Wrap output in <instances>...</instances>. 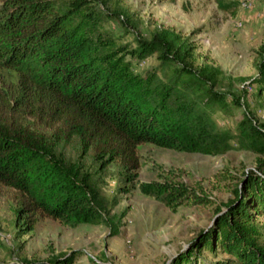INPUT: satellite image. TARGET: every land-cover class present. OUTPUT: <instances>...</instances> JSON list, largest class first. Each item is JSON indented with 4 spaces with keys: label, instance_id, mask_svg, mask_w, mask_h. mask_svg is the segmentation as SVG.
I'll list each match as a JSON object with an SVG mask.
<instances>
[{
    "label": "trees",
    "instance_id": "1",
    "mask_svg": "<svg viewBox=\"0 0 264 264\" xmlns=\"http://www.w3.org/2000/svg\"><path fill=\"white\" fill-rule=\"evenodd\" d=\"M97 4L0 0V188L12 190L17 201V235L46 218L116 232L92 177L116 163L124 181L134 183L141 145L211 155L245 149L258 155L255 168L233 177L234 197L167 264H264V125L245 115L234 132L214 129L199 108L228 106L217 89L221 70L196 66L189 37L171 28L134 35V44L117 43L105 34ZM154 54L158 68L131 70L132 59ZM259 54L252 81L264 89V43ZM69 146L77 149L74 159L66 155ZM139 188L171 209L212 203L201 186L169 178ZM207 251L223 257L209 261ZM80 252L0 264H75Z\"/></svg>",
    "mask_w": 264,
    "mask_h": 264
},
{
    "label": "rangeland",
    "instance_id": "2",
    "mask_svg": "<svg viewBox=\"0 0 264 264\" xmlns=\"http://www.w3.org/2000/svg\"><path fill=\"white\" fill-rule=\"evenodd\" d=\"M97 6L105 17V34L117 43L134 44V35L149 37L157 28H171L189 37L195 47L196 66L208 64L221 70L217 89L225 93L228 106L199 108L209 115L214 129L234 132L245 115L264 125V89L252 81L258 74L259 49L264 43V0H99ZM131 65L136 74L144 73L158 68L159 60L154 54L142 60L132 59ZM139 152L141 167L134 183L124 181L116 163L92 177L103 203L114 216L116 232L106 225L70 228L46 218L30 233L18 236L17 201L12 190L0 188V260L46 259L80 249L75 264H167L212 224L216 208L234 197L237 179L233 177L255 168L258 158L245 149L211 155L152 143L141 145ZM66 155L76 158L77 149L67 147ZM83 160L89 166V157ZM165 178L193 188L201 186L212 203L171 209L139 188L140 182ZM259 222H264V216ZM203 256L215 261L223 253L219 251L215 258L207 251Z\"/></svg>",
    "mask_w": 264,
    "mask_h": 264
}]
</instances>
